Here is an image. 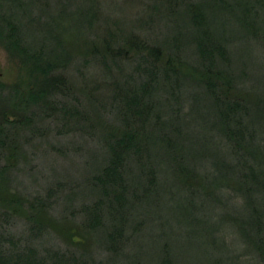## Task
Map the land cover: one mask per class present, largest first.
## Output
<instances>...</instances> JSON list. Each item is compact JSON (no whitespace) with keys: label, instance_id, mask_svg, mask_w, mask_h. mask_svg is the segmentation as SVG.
Returning a JSON list of instances; mask_svg holds the SVG:
<instances>
[{"label":"trees","instance_id":"16d2710c","mask_svg":"<svg viewBox=\"0 0 264 264\" xmlns=\"http://www.w3.org/2000/svg\"><path fill=\"white\" fill-rule=\"evenodd\" d=\"M253 1L259 5L264 3V0ZM69 2H58L53 12L47 10L48 0H0V39L21 59L28 73L27 86L17 84L7 94L0 92V210L6 217L24 216L33 239L46 233L54 221L47 215L45 199L30 200L10 186L12 170L23 155L19 132L32 129L39 119L51 117L54 110L59 112L64 125L77 122L72 119L81 114L86 115L80 107L57 101L59 98L67 101L70 97L63 74L73 60L67 44L84 37L83 29L92 22L95 13L91 7L76 6L74 9L79 8L77 15L82 21L78 32L70 36L61 33L35 36L29 32L31 28L50 31L53 24L57 26ZM200 2L203 1L189 5L173 18L178 14L191 15L193 23L202 26L204 13L199 11L196 15L194 12L201 6ZM253 8L256 10V5ZM171 13L174 14V10ZM245 25L250 35L260 31L264 34V20L258 26L254 20L246 21ZM174 28L157 45L137 40L134 34L122 40L104 37L83 55L84 59L91 57L90 63L105 73L110 70L108 65L120 71L124 67L133 70L129 79L110 91L111 106L107 112L115 114L118 124L107 126L102 133L107 155L91 180L97 198L85 208L84 227L102 231L104 244L115 252V257L120 256L128 227L134 224V230L141 228V216L147 215L146 211H136L137 203L150 196L158 200L163 179L172 173L181 188L191 190L192 195L195 192L209 197L216 204L233 205H228L226 190L239 196L243 204L233 209L238 213L244 210L250 216L242 225L238 224L239 217H232L233 228L248 249L264 262V93L249 95L241 89V78L231 66L234 55L229 38L212 39L211 34L206 33L204 38L193 40L194 45L188 48L196 54L194 64L183 58L186 47L180 46L178 38L172 34ZM132 52L135 55L130 58ZM134 59H137L135 63H129ZM187 65L200 72V84L215 104L223 105L219 109L223 125L215 129L213 148L221 157L213 163L197 161L195 152L187 151L183 124L173 125L176 120L185 119L189 110L183 113L184 104L188 106V103L183 99L182 85L177 81L168 89L167 84L162 86L160 82L178 75ZM4 88L0 83V90ZM88 99L95 120H100L106 104L99 105L91 96ZM202 139L199 143L207 144ZM217 141L219 147L224 141L228 149L219 151ZM197 153L202 158L212 156L205 148L197 149ZM148 220L147 215V223ZM217 229L212 234L214 240H219L215 237ZM67 235L70 241H77L74 236L71 238L70 230ZM167 244L164 257L156 264H175ZM2 249L0 246V264H80L75 256L56 250L48 249L47 258H43L34 247ZM90 262L91 259L84 260L81 264Z\"/></svg>","mask_w":264,"mask_h":264},{"label":"rangeland","instance_id":"374dc122","mask_svg":"<svg viewBox=\"0 0 264 264\" xmlns=\"http://www.w3.org/2000/svg\"><path fill=\"white\" fill-rule=\"evenodd\" d=\"M48 1L47 10L55 12V5L58 2L65 4L66 0ZM198 1L70 0L68 10L57 26L53 24L50 31L30 29L29 33L35 36L60 33L70 36L77 33L81 26V17L79 19L77 15L79 8L74 9L76 6L91 7L95 13V18L83 29L84 37L67 44L73 60L63 74L70 97L67 101L62 98L57 101L58 104L80 107L86 115L81 114V117L72 119L77 122L64 125L59 112L54 110L51 117L39 119L32 129L19 132L23 155L15 160L10 186L30 200L45 199L43 202L47 204L49 219L54 221L53 227L33 239L24 216L6 217L0 210V246L3 251L34 247L40 257L47 258L48 249L56 250L75 256L80 264L90 259L92 262L89 264H156L164 257L165 243H168L175 264H264L233 228L232 217H239L238 224L242 225L243 220L250 216L244 210L238 213L233 209L243 204L239 196L226 190L228 205H233L216 204L209 197L195 192L192 195L191 190L181 188L172 173L163 179L158 200L150 196L137 203L136 211H146L149 220L147 223V215L143 214L139 224L141 228L134 230V224L128 227L125 232L127 240L121 247L120 256L115 257V252L104 244L102 231L94 232L84 227L87 222L85 208L97 198L91 180L107 155L102 133L109 126L118 124L115 114L107 112L111 106L110 91L120 87L133 71L131 67L120 71L108 65L110 70H105V73L102 68L90 63L91 57L84 59L83 55L94 43L101 42L104 37L122 40L134 34L137 40L157 45L169 36L175 26L172 34L176 35L180 46L186 47V51L182 52L183 58L194 63L197 57L190 49L194 45L193 40L204 38L206 33L211 34L212 39L229 38V47L234 55L231 66L236 71L235 75L241 78V89L249 95L264 93V34L260 31L250 35L245 25L250 20H254L256 26L263 23L264 3L259 5L253 0H201V6L194 12L196 15L199 11L204 13L202 26H196L191 15L178 14L173 18ZM255 5L256 10L253 8ZM134 55L132 52L129 56L132 58ZM136 61L134 59L129 63ZM24 67L21 59L10 52L0 39V83L5 85L0 90L1 94H7L17 84L28 85V73ZM200 79V72L187 65L178 75L160 82L162 86L167 84L168 89L177 81L182 85V96L188 103V106L184 104L183 113L189 110L185 119L176 120L173 125L183 124L187 151H194L197 161L213 163L221 157L213 148L215 129L223 125L219 111L223 105L215 104L200 84ZM90 96L99 105L105 103L107 106L106 109L103 107L105 112L101 113L100 120H95L94 111L89 109ZM201 138L207 144L199 143ZM222 144L219 151H226L228 147L224 141ZM202 148L212 156H198L197 149ZM190 158L193 161V156ZM217 227L215 237L219 240H214L212 234ZM69 230L76 242L70 241Z\"/></svg>","mask_w":264,"mask_h":264}]
</instances>
